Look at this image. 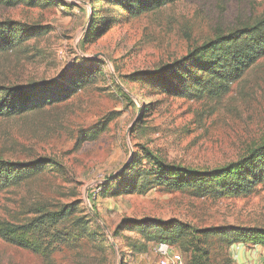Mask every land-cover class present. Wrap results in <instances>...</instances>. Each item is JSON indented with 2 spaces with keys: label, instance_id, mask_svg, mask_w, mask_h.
Returning <instances> with one entry per match:
<instances>
[{
  "label": "rangeland",
  "instance_id": "1",
  "mask_svg": "<svg viewBox=\"0 0 264 264\" xmlns=\"http://www.w3.org/2000/svg\"><path fill=\"white\" fill-rule=\"evenodd\" d=\"M51 1L0 6V20L45 28L24 48L0 54V82L53 80L82 57L100 61L99 68L90 83L67 98L36 113L0 119L1 155L57 162L56 168L0 191V218L16 221L33 202L55 208L78 199L92 228L102 232L50 260L0 239V264H156L151 233L123 224L114 233L124 218L176 219L195 229L264 228V182L236 197L197 196L151 184L120 194L102 188L132 163L134 171L147 168L149 154L210 169L263 143L264 57L216 98L170 95L134 73L157 72L216 35L260 17L264 0H175L139 16L112 0ZM104 122L95 138L77 139L80 130L94 131ZM200 241L211 264H226V255L230 264H249L256 245L226 247V240L214 235ZM175 247L187 264L192 246L178 241Z\"/></svg>",
  "mask_w": 264,
  "mask_h": 264
},
{
  "label": "trees",
  "instance_id": "2",
  "mask_svg": "<svg viewBox=\"0 0 264 264\" xmlns=\"http://www.w3.org/2000/svg\"><path fill=\"white\" fill-rule=\"evenodd\" d=\"M129 15L141 14L159 9L175 0H112ZM52 2L43 0V3ZM34 3V0H0V6L14 7ZM45 32L42 26L20 23L11 19L0 20V54L24 48L35 35ZM264 57V14L249 20L239 27L220 33L211 40L189 51L182 58L162 66L157 72L134 74L146 75L164 93L186 97L212 98L226 94L231 85ZM81 58V57H80ZM65 68L59 78L37 83L10 84L0 82V119L20 117L41 111L46 105L61 101L95 78L94 70L99 62L91 57H82ZM105 122L96 130L83 131L77 139L91 140L103 130ZM145 157L149 165L134 171V163L122 173L108 178L103 184L120 193L141 190L144 185L165 186L171 190H189L197 196L236 197L252 193L259 183L264 182V141L252 148L246 155L210 169H199L166 163L149 154ZM141 158V157H139ZM49 160V161H47ZM138 166V165H137ZM57 167V162L48 157L31 160H14L0 154V191L19 185L39 173ZM141 178V183H139ZM110 184V185H109ZM106 189V190H107ZM106 193V192H105ZM81 201L72 200L57 207L45 202L26 205L22 217L16 221L0 218V239L27 248L50 260L52 254L62 249L75 250L85 240H95L102 232L92 228L91 221L83 214ZM138 227L143 233H151L156 242L177 246L187 242L192 252L187 264H211L209 251L200 237L214 235L226 240L225 246L234 243L264 244V228L256 226H217L195 229L176 219L164 221L159 218H124L121 226ZM152 230V231H148ZM113 233V235H114ZM201 234V236H200ZM188 238V239H187ZM189 246H185L187 250ZM225 263L230 264L226 255Z\"/></svg>",
  "mask_w": 264,
  "mask_h": 264
},
{
  "label": "built area",
  "instance_id": "3",
  "mask_svg": "<svg viewBox=\"0 0 264 264\" xmlns=\"http://www.w3.org/2000/svg\"><path fill=\"white\" fill-rule=\"evenodd\" d=\"M152 250L156 256V264H185L184 258L179 250L166 242H156ZM262 264H264V259Z\"/></svg>",
  "mask_w": 264,
  "mask_h": 264
},
{
  "label": "crops",
  "instance_id": "4",
  "mask_svg": "<svg viewBox=\"0 0 264 264\" xmlns=\"http://www.w3.org/2000/svg\"><path fill=\"white\" fill-rule=\"evenodd\" d=\"M261 247V249L259 248ZM241 251V249H240ZM240 253V252H239ZM238 253V255H239ZM241 255V253H240ZM250 258L249 264H262V261L264 259V246L262 244H256L255 250H253V253L251 256H248Z\"/></svg>",
  "mask_w": 264,
  "mask_h": 264
},
{
  "label": "water",
  "instance_id": "5",
  "mask_svg": "<svg viewBox=\"0 0 264 264\" xmlns=\"http://www.w3.org/2000/svg\"><path fill=\"white\" fill-rule=\"evenodd\" d=\"M95 56V55H94ZM97 218H99L97 215H96Z\"/></svg>",
  "mask_w": 264,
  "mask_h": 264
}]
</instances>
